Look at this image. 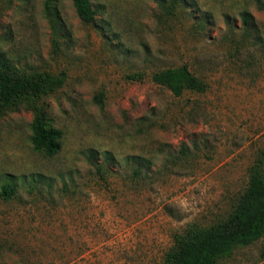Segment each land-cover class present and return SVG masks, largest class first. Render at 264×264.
<instances>
[{
	"label": "rangeland",
	"instance_id": "1",
	"mask_svg": "<svg viewBox=\"0 0 264 264\" xmlns=\"http://www.w3.org/2000/svg\"><path fill=\"white\" fill-rule=\"evenodd\" d=\"M54 2L58 30L45 0H0V68L65 78L0 111V183L5 173L17 182L10 197L0 188V264H160L175 233L227 216L264 158V51L231 39L243 9L264 37V10L190 0L166 14L159 0H91L84 23L72 0ZM182 64L205 91L176 96L152 80ZM32 105L62 132L53 156L32 146ZM217 264H264V234Z\"/></svg>",
	"mask_w": 264,
	"mask_h": 264
},
{
	"label": "trees",
	"instance_id": "2",
	"mask_svg": "<svg viewBox=\"0 0 264 264\" xmlns=\"http://www.w3.org/2000/svg\"><path fill=\"white\" fill-rule=\"evenodd\" d=\"M78 17L84 23L95 19L96 11L91 0H72ZM194 4L190 0H159V6L166 14H174L178 8L186 10ZM259 9L264 10V0H256ZM191 6V7H192ZM44 10L52 15V26L60 29V18L54 0H45ZM241 19L240 38L232 41L237 50L245 48L256 55L257 49L264 51V37L259 32L257 23L247 9L239 11ZM225 15L226 25L230 33L238 29ZM208 15L196 22L203 27ZM54 28V29H55ZM252 49H256L253 52ZM239 51V50H238ZM64 74L55 75L50 72L22 75L16 71L0 68V111L6 107L18 106L25 96H38L51 92L64 82ZM152 80L165 85L174 95L178 96L185 90L203 92L206 83L195 75L186 64L167 67L152 73ZM33 119L30 122V141L36 151L45 156L55 155L61 147L62 132L60 128L50 124L45 110L32 105ZM264 158L258 155L248 168V180L243 191L238 195L231 211L219 221L206 226L187 225L183 231L173 235V243L163 253L160 264H217L220 258L229 255L237 246L248 245L264 234ZM102 166H97L101 169ZM139 168L133 173L138 174ZM6 179L0 183L1 193L5 197L14 194L17 182L15 175L5 173Z\"/></svg>",
	"mask_w": 264,
	"mask_h": 264
}]
</instances>
